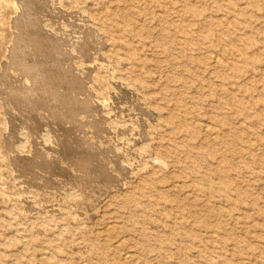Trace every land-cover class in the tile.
I'll list each match as a JSON object with an SVG mask.
<instances>
[{
	"label": "rangeland",
	"instance_id": "rangeland-1",
	"mask_svg": "<svg viewBox=\"0 0 264 264\" xmlns=\"http://www.w3.org/2000/svg\"><path fill=\"white\" fill-rule=\"evenodd\" d=\"M0 264H264V0H0Z\"/></svg>",
	"mask_w": 264,
	"mask_h": 264
},
{
	"label": "bare ground",
	"instance_id": "bare-ground-1",
	"mask_svg": "<svg viewBox=\"0 0 264 264\" xmlns=\"http://www.w3.org/2000/svg\"><path fill=\"white\" fill-rule=\"evenodd\" d=\"M16 61V60H15ZM220 61V60H219ZM216 63H218V62H216ZM218 64H220V63H218ZM34 68V67H33ZM220 139V138H219ZM128 256V255H127Z\"/></svg>",
	"mask_w": 264,
	"mask_h": 264
}]
</instances>
